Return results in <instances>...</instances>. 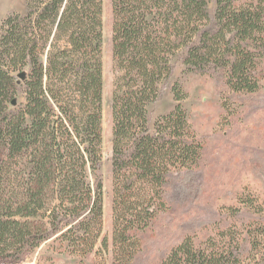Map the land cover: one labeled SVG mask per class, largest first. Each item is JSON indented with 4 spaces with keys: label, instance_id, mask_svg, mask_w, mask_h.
<instances>
[{
    "label": "trees",
    "instance_id": "1",
    "mask_svg": "<svg viewBox=\"0 0 264 264\" xmlns=\"http://www.w3.org/2000/svg\"><path fill=\"white\" fill-rule=\"evenodd\" d=\"M111 6L119 73L111 106L112 264H250L236 225H217L216 212L190 217L204 195L206 148L182 105V85L169 84L181 55L186 74L222 86L229 113L237 109L231 97L242 106L256 95L264 84V0ZM102 14L103 0H26L25 13L1 25L0 264H21L49 241L79 264H105ZM169 88L177 106L152 129L147 106ZM165 218L180 230L164 249L154 233ZM212 222L209 236L195 235L194 225Z\"/></svg>",
    "mask_w": 264,
    "mask_h": 264
},
{
    "label": "rangeland",
    "instance_id": "2",
    "mask_svg": "<svg viewBox=\"0 0 264 264\" xmlns=\"http://www.w3.org/2000/svg\"><path fill=\"white\" fill-rule=\"evenodd\" d=\"M112 0H103V112H102V163L100 177L103 182L104 226L102 237L110 244L109 251L101 253L105 264H112L113 232V132L112 100L114 82L119 73L112 56ZM26 0H0V28L11 13L24 14ZM173 81L179 82L187 94L182 105L187 111L193 130L206 148L203 167V198L192 204L191 218L202 210L210 215L216 212L217 225H236L241 230L243 253L250 257V264H264V84L254 96L240 101L231 97L230 105L237 108L229 113L224 90L210 76L186 74L181 55L175 59ZM264 83V82H263ZM237 102V103H236ZM233 104V105H232ZM241 106L238 108L237 106ZM177 106L173 92L167 89L162 99L147 106L150 127L163 115ZM252 155L253 160L248 161ZM246 201V203L244 202ZM196 212V213H194ZM201 216H204L203 214ZM197 218V217H196ZM167 218L157 224L155 242L164 249L173 242L179 229L177 223L167 227ZM194 225L200 239L209 236L217 225ZM252 232H247V229ZM196 229V230H195ZM252 243L255 247L254 252ZM101 246V245H100ZM166 246V247H165ZM158 247V245L156 246ZM164 249H160L162 252ZM248 251V252H247ZM159 253V252H158ZM247 253V254H246ZM255 258V259H254ZM94 260L87 262L90 264ZM21 264H79V259L55 250L52 241L43 244Z\"/></svg>",
    "mask_w": 264,
    "mask_h": 264
}]
</instances>
